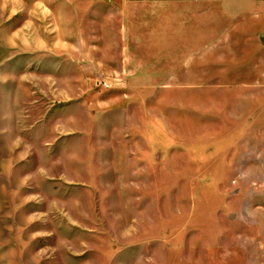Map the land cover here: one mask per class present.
<instances>
[{
    "label": "rangeland",
    "instance_id": "1",
    "mask_svg": "<svg viewBox=\"0 0 264 264\" xmlns=\"http://www.w3.org/2000/svg\"><path fill=\"white\" fill-rule=\"evenodd\" d=\"M104 3L0 0V264H264V75L169 79Z\"/></svg>",
    "mask_w": 264,
    "mask_h": 264
},
{
    "label": "crops",
    "instance_id": "2",
    "mask_svg": "<svg viewBox=\"0 0 264 264\" xmlns=\"http://www.w3.org/2000/svg\"><path fill=\"white\" fill-rule=\"evenodd\" d=\"M114 1L104 3L115 9L108 14L109 22L127 21L136 49L143 37L170 40L172 46L161 60L180 73L169 79L176 76L179 81L177 76L196 69L197 76L209 78L207 85L221 86L227 80L232 87L244 84L240 77H246L247 70L264 75V0Z\"/></svg>",
    "mask_w": 264,
    "mask_h": 264
}]
</instances>
